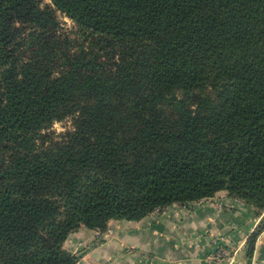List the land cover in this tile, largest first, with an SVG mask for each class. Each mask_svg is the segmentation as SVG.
I'll return each instance as SVG.
<instances>
[{"label": "trees", "instance_id": "1", "mask_svg": "<svg viewBox=\"0 0 264 264\" xmlns=\"http://www.w3.org/2000/svg\"><path fill=\"white\" fill-rule=\"evenodd\" d=\"M222 191L264 213V0H0V264Z\"/></svg>", "mask_w": 264, "mask_h": 264}, {"label": "crops", "instance_id": "2", "mask_svg": "<svg viewBox=\"0 0 264 264\" xmlns=\"http://www.w3.org/2000/svg\"><path fill=\"white\" fill-rule=\"evenodd\" d=\"M212 200L174 204L139 221L112 220L106 232L80 228L65 247L77 264H264V229L252 251L249 245L264 213L224 191ZM96 238L102 244L80 251ZM218 247L229 255L216 258Z\"/></svg>", "mask_w": 264, "mask_h": 264}, {"label": "rangeland", "instance_id": "3", "mask_svg": "<svg viewBox=\"0 0 264 264\" xmlns=\"http://www.w3.org/2000/svg\"><path fill=\"white\" fill-rule=\"evenodd\" d=\"M46 2H50V0H45ZM59 19L61 22V26L64 30L70 32V33H77L78 31V26L75 24L71 19L68 17L64 16L63 14H59ZM73 118H67L61 122H56L53 127L52 131L55 132V134H61L66 132L67 130H71L73 128ZM108 231V230H107ZM99 244H102V241L99 238H96L94 241H89L86 244L82 245L81 247L83 248L80 251H83L89 247L92 246H98ZM72 253V252H71ZM73 254V253H72ZM77 255V254H75Z\"/></svg>", "mask_w": 264, "mask_h": 264}, {"label": "built area", "instance_id": "4", "mask_svg": "<svg viewBox=\"0 0 264 264\" xmlns=\"http://www.w3.org/2000/svg\"><path fill=\"white\" fill-rule=\"evenodd\" d=\"M212 199L213 198L204 199V200L199 201V203L200 202H204V201L213 202ZM216 255H217L216 258H223V257H227L229 254H228V252L223 247H220V248L218 247L217 254ZM253 264H255V263H253Z\"/></svg>", "mask_w": 264, "mask_h": 264}]
</instances>
